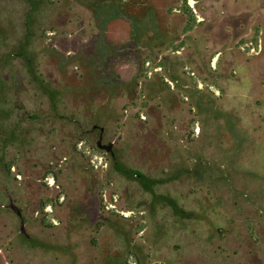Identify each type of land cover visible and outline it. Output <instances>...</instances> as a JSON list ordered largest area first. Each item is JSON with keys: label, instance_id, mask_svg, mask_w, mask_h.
<instances>
[{"label": "rangeland", "instance_id": "1", "mask_svg": "<svg viewBox=\"0 0 264 264\" xmlns=\"http://www.w3.org/2000/svg\"><path fill=\"white\" fill-rule=\"evenodd\" d=\"M0 264H264V0H0Z\"/></svg>", "mask_w": 264, "mask_h": 264}, {"label": "water", "instance_id": "2", "mask_svg": "<svg viewBox=\"0 0 264 264\" xmlns=\"http://www.w3.org/2000/svg\"><path fill=\"white\" fill-rule=\"evenodd\" d=\"M99 146L101 147V148H104V149H106L107 151H112V149H113V143L112 142H110V143H102L101 141H99Z\"/></svg>", "mask_w": 264, "mask_h": 264}]
</instances>
